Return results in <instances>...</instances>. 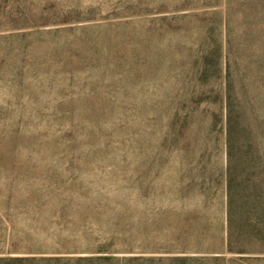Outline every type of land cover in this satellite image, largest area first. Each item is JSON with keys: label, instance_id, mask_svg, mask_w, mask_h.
Listing matches in <instances>:
<instances>
[{"label": "rangeland", "instance_id": "rangeland-1", "mask_svg": "<svg viewBox=\"0 0 264 264\" xmlns=\"http://www.w3.org/2000/svg\"><path fill=\"white\" fill-rule=\"evenodd\" d=\"M227 9L261 134L264 0H0V264H264L262 151L229 228L220 147L167 139L187 43H224Z\"/></svg>", "mask_w": 264, "mask_h": 264}, {"label": "trees", "instance_id": "trees-1", "mask_svg": "<svg viewBox=\"0 0 264 264\" xmlns=\"http://www.w3.org/2000/svg\"><path fill=\"white\" fill-rule=\"evenodd\" d=\"M221 23L225 34L224 43L213 35L214 26L207 29L206 37H197L187 43L189 68L185 71V85L171 90L170 92H174L173 95L169 94L167 102V139L172 143L185 139L187 145H190L194 141L192 136H195L192 131L200 130L201 138L196 144L198 159L194 161V157L191 161L197 163H203V159L210 160L211 147H216L218 151L220 147L224 154L226 219L230 228L232 217L236 213L233 207L236 202L234 189L237 191L240 185L250 188L254 175L251 169L246 175L233 174L232 169L241 166L245 170L248 164L261 158L258 156L261 151L264 159V141L258 139L260 136L264 137V129L258 134L257 123L260 121L254 113L255 97L260 95L258 84L256 88L252 85L250 92H245L239 83L233 84L234 80L231 79L230 58L228 52L224 51L231 25L228 9ZM260 26L264 30V19ZM252 66L257 68L258 64ZM252 66L250 64L245 80L255 83L260 78L261 70L253 71ZM246 196H252L251 206L255 204L252 208L256 211L258 205L254 198L258 193L254 194L253 189H250ZM235 207L240 211V205ZM261 210V215L264 216L263 205ZM248 222L251 223V219Z\"/></svg>", "mask_w": 264, "mask_h": 264}]
</instances>
